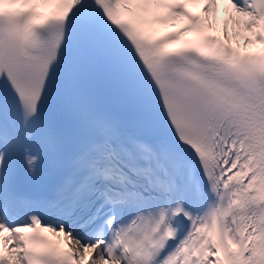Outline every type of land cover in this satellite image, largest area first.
Returning <instances> with one entry per match:
<instances>
[{"label":"snow or ice","instance_id":"1","mask_svg":"<svg viewBox=\"0 0 264 264\" xmlns=\"http://www.w3.org/2000/svg\"><path fill=\"white\" fill-rule=\"evenodd\" d=\"M0 264H264V0H0Z\"/></svg>","mask_w":264,"mask_h":264}]
</instances>
